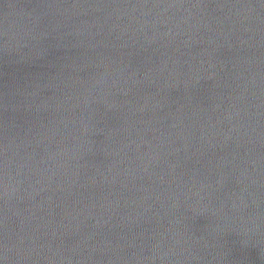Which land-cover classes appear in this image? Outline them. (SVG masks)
Returning a JSON list of instances; mask_svg holds the SVG:
<instances>
[{"label":"clouds","instance_id":"9594fccd","mask_svg":"<svg viewBox=\"0 0 264 264\" xmlns=\"http://www.w3.org/2000/svg\"><path fill=\"white\" fill-rule=\"evenodd\" d=\"M0 264H264V0H0Z\"/></svg>","mask_w":264,"mask_h":264}]
</instances>
